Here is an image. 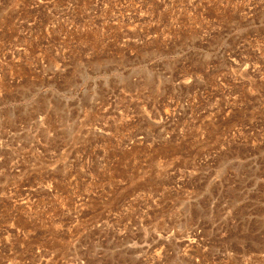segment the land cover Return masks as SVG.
<instances>
[{
	"label": "rangeland",
	"instance_id": "1",
	"mask_svg": "<svg viewBox=\"0 0 264 264\" xmlns=\"http://www.w3.org/2000/svg\"><path fill=\"white\" fill-rule=\"evenodd\" d=\"M0 264H264V0H0Z\"/></svg>",
	"mask_w": 264,
	"mask_h": 264
}]
</instances>
